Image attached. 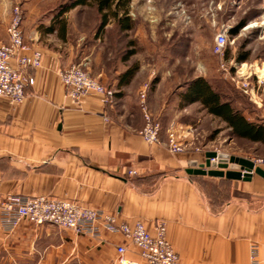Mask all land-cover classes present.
I'll return each instance as SVG.
<instances>
[{
    "label": "crops",
    "instance_id": "crops-1",
    "mask_svg": "<svg viewBox=\"0 0 264 264\" xmlns=\"http://www.w3.org/2000/svg\"><path fill=\"white\" fill-rule=\"evenodd\" d=\"M10 3L0 1V46L9 41ZM43 20L41 14L34 19L28 15L22 25L25 41L44 56L32 72L34 85L20 105L0 98V202L12 195L73 201L120 224L140 222L151 233L163 222L183 264H250L252 251L264 261V178H210L229 187L227 203H219L187 173L192 162L205 160V152H170L166 130L156 144L138 135L145 125L139 95L157 76L139 54L140 39L122 44L116 59L101 61L91 51L99 46L97 40L81 52L67 38L45 43L57 29L48 33L51 20ZM84 60L91 63L93 77L115 92L116 102L105 103L99 94L79 101L67 96L59 73ZM132 69L130 77L126 73ZM158 77L149 106L166 129L176 120V103L167 91L182 89L186 82H174L167 74ZM178 123L189 133V118ZM119 245L128 247V261L148 264L119 232L84 236L24 221L12 232L0 228V264H122Z\"/></svg>",
    "mask_w": 264,
    "mask_h": 264
},
{
    "label": "rangeland",
    "instance_id": "rangeland-1",
    "mask_svg": "<svg viewBox=\"0 0 264 264\" xmlns=\"http://www.w3.org/2000/svg\"><path fill=\"white\" fill-rule=\"evenodd\" d=\"M10 1L11 24L17 16L16 9L22 17L21 28L28 15L34 19L41 14L45 23H50L51 20L50 24L56 27L57 33L50 38L51 41H44L47 44L52 45L58 40L63 43L62 40L67 38L72 44L79 46L78 51L81 52L88 46V42L95 43L97 40L96 44L99 46L89 50L102 61L106 57L116 59L122 44H127L133 38L140 39L139 54L143 62L157 70L154 79L160 74H167L168 79L170 77L174 82L183 83L201 77L236 109L250 115L251 119L258 118L264 122V0H132L130 16L137 25L135 30L124 31L122 34L115 19L111 18L101 35L99 30L102 15L91 1L88 6L80 5L65 15L60 14L62 9L77 0ZM57 16L66 20L64 34L59 23L56 24ZM236 28L239 29L238 32L232 33ZM220 34L227 37L223 54L213 51ZM27 44L34 48L32 43ZM64 48L62 46V51ZM244 55L249 59L237 62ZM77 67L88 71L98 81L93 77L89 60L82 61ZM153 86L154 84L146 93L149 111V94ZM182 91L183 89L167 91V94L170 93L169 99L176 103L173 109L176 120L171 121L168 128L165 129L162 121L151 111L154 121H158L162 131L167 132L165 146L168 149L169 135L173 133L182 148L179 153L190 148L197 153L217 152L223 159L225 156H236L255 163L258 159L264 160V144L237 138L227 129L226 124L211 116L200 103L187 106L183 112L179 107L181 100L178 96ZM112 101L116 102L114 97ZM184 117L189 118L192 125L189 133L186 132V127L178 123ZM204 162L205 160L202 163ZM216 184H221L218 188L222 190L229 188L224 181ZM206 190L211 194L212 190Z\"/></svg>",
    "mask_w": 264,
    "mask_h": 264
},
{
    "label": "built area",
    "instance_id": "built-area-1",
    "mask_svg": "<svg viewBox=\"0 0 264 264\" xmlns=\"http://www.w3.org/2000/svg\"><path fill=\"white\" fill-rule=\"evenodd\" d=\"M16 18L9 27L8 44L0 46V98H4L11 105L24 103L26 91L35 83L32 72L37 70L43 61V54L25 42L21 28L22 17L16 9ZM214 45L215 53L223 54L227 43L224 34L217 36ZM61 84L67 90V96L76 101L85 95L100 94L105 103H111L115 92L95 81L90 73L77 66L67 68L59 73ZM151 87L147 83L140 94V112L143 113L145 127L138 133L140 138L149 144L160 142L162 126L154 121L146 101V93ZM113 102V101H112ZM169 151L179 153L181 146L175 140V135H169ZM218 160H212L217 162ZM255 163V162H254ZM257 166L264 165V160L258 159ZM135 174V172H132ZM29 221L36 227L52 225L62 229L73 230L77 235L100 236L101 230L121 233L131 243L141 257L148 264H183L178 253L167 239V227L163 222L158 223L156 231L151 233L145 226L137 222L133 226L118 223L116 218L82 207L73 201L54 200L46 196L31 197L12 195L0 202V228L12 232L22 222ZM119 261L122 264H137L125 257L128 247H117ZM250 264H264L256 251L251 252Z\"/></svg>",
    "mask_w": 264,
    "mask_h": 264
},
{
    "label": "trees",
    "instance_id": "trees-1",
    "mask_svg": "<svg viewBox=\"0 0 264 264\" xmlns=\"http://www.w3.org/2000/svg\"><path fill=\"white\" fill-rule=\"evenodd\" d=\"M90 1L102 15L101 27L99 30L100 35L104 33V30L111 18L115 19L116 24L119 25L121 31L123 32L130 31L135 27L134 21L130 17V4L132 0H77L72 4L65 6L60 14L65 15V13L71 9L80 7V5L88 6ZM60 16H57L56 24L59 23L61 32L64 34L67 28L66 20L61 19L62 17ZM55 30L56 27L53 24L49 29H47L48 33ZM238 30L239 29L236 28L232 30V33L236 34ZM248 59L249 57L244 55L241 56L237 62L241 63L247 61ZM134 71L135 70L132 69L126 74L131 77L134 74ZM153 82L156 83L155 80ZM181 88L183 91L178 94L181 100L179 105L180 109L200 103L211 116L218 118L222 123L226 124L227 129L229 128L231 133L237 138L246 139L253 143L259 142L264 144V122L258 119L257 121L249 120L245 112H241L236 109L230 101H225L206 80L198 77L197 79L184 83ZM191 179L193 181L198 180L200 184L202 183L204 187H206V189L212 190L210 191L211 194H209L207 190L206 192L215 201H218L219 203H227V199L230 197L228 195V188L222 190L221 188H218L221 184H218L217 186V184L212 182L210 178L201 175L192 176Z\"/></svg>",
    "mask_w": 264,
    "mask_h": 264
},
{
    "label": "water",
    "instance_id": "water-1",
    "mask_svg": "<svg viewBox=\"0 0 264 264\" xmlns=\"http://www.w3.org/2000/svg\"><path fill=\"white\" fill-rule=\"evenodd\" d=\"M215 159L218 161L212 162ZM187 173L190 176L201 175L228 181H250L254 174L264 178V169L252 160L236 156H225L223 159L217 152H206L205 162L200 164L196 161L192 162Z\"/></svg>",
    "mask_w": 264,
    "mask_h": 264
},
{
    "label": "bare ground",
    "instance_id": "bare-ground-1",
    "mask_svg": "<svg viewBox=\"0 0 264 264\" xmlns=\"http://www.w3.org/2000/svg\"><path fill=\"white\" fill-rule=\"evenodd\" d=\"M262 76H263V78H264V71H263V75H262Z\"/></svg>",
    "mask_w": 264,
    "mask_h": 264
}]
</instances>
